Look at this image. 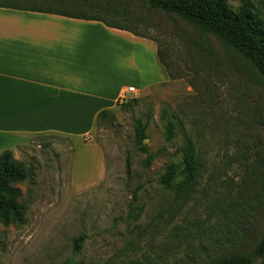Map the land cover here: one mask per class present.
I'll return each mask as SVG.
<instances>
[{"label": "rangeland", "instance_id": "1", "mask_svg": "<svg viewBox=\"0 0 264 264\" xmlns=\"http://www.w3.org/2000/svg\"><path fill=\"white\" fill-rule=\"evenodd\" d=\"M0 3L100 15L152 40L167 67L165 81L120 96L112 125L83 139L101 154L103 167L91 183L72 187L68 139L34 137L16 150L14 157L30 165L34 177L16 184L25 223L0 226V264H210L256 247L264 230V83L249 61L147 0ZM228 3L236 9L240 0ZM141 66L152 73L147 61ZM164 111L175 125L171 140ZM137 121L145 125L143 140ZM188 141L198 177L182 197L159 179L169 163L181 162ZM80 156L74 167L96 174V154Z\"/></svg>", "mask_w": 264, "mask_h": 264}, {"label": "crops", "instance_id": "2", "mask_svg": "<svg viewBox=\"0 0 264 264\" xmlns=\"http://www.w3.org/2000/svg\"><path fill=\"white\" fill-rule=\"evenodd\" d=\"M166 76L152 40L97 21L0 7V154L34 137L68 139L72 187L85 186L103 167L100 150L83 141L96 132L98 114L114 112L125 89L143 92ZM90 152L99 162L91 177L74 167Z\"/></svg>", "mask_w": 264, "mask_h": 264}, {"label": "trees", "instance_id": "3", "mask_svg": "<svg viewBox=\"0 0 264 264\" xmlns=\"http://www.w3.org/2000/svg\"><path fill=\"white\" fill-rule=\"evenodd\" d=\"M153 8H159L166 13L178 15L202 29L214 34L241 54L261 77L264 83V0L256 4L254 0H240L238 8L233 9L228 0H147ZM0 7L23 11L54 14L63 17L85 21H97L105 26L124 30L135 36L145 38L130 31L122 25H115L100 15H86L81 8L19 7L14 4H2ZM162 67L165 64L158 55ZM120 108H122L120 106ZM170 115L162 113V119ZM115 115L111 111H101L96 118V129L101 125H112ZM136 129L143 140L145 125L136 122ZM175 125L171 119L166 121V139L173 138ZM181 162L169 163L160 176L159 183L166 189L176 188L178 196L186 197L194 187L198 177V160L193 145L188 141L181 148ZM34 177V169L17 160L9 150L0 154V226L22 225L25 223L26 205L20 201V190L17 183L30 181ZM83 236L74 241L76 252L83 241ZM264 264V230L259 243L246 255L223 258L210 264H255L257 260Z\"/></svg>", "mask_w": 264, "mask_h": 264}, {"label": "built area", "instance_id": "4", "mask_svg": "<svg viewBox=\"0 0 264 264\" xmlns=\"http://www.w3.org/2000/svg\"><path fill=\"white\" fill-rule=\"evenodd\" d=\"M132 92H134L133 88L129 87V88L125 89V91H123V93L121 95V99H123L125 97L126 93H132Z\"/></svg>", "mask_w": 264, "mask_h": 264}, {"label": "water", "instance_id": "5", "mask_svg": "<svg viewBox=\"0 0 264 264\" xmlns=\"http://www.w3.org/2000/svg\"><path fill=\"white\" fill-rule=\"evenodd\" d=\"M145 141V140H144Z\"/></svg>", "mask_w": 264, "mask_h": 264}]
</instances>
